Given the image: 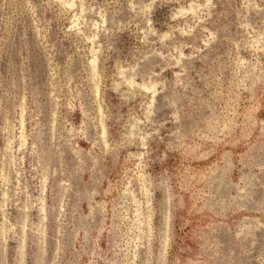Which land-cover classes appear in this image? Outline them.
I'll return each mask as SVG.
<instances>
[{
    "label": "rangeland",
    "instance_id": "rangeland-1",
    "mask_svg": "<svg viewBox=\"0 0 264 264\" xmlns=\"http://www.w3.org/2000/svg\"><path fill=\"white\" fill-rule=\"evenodd\" d=\"M0 264H264V0H0Z\"/></svg>",
    "mask_w": 264,
    "mask_h": 264
}]
</instances>
